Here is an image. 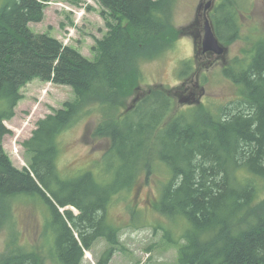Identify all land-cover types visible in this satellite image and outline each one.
<instances>
[{
	"label": "trees",
	"instance_id": "1",
	"mask_svg": "<svg viewBox=\"0 0 264 264\" xmlns=\"http://www.w3.org/2000/svg\"><path fill=\"white\" fill-rule=\"evenodd\" d=\"M49 1L13 0L0 10V229L12 219L14 198L37 196L53 215L62 264H82L84 249L101 238L109 248L98 264H108L124 250L120 230L107 218L109 206L158 160L170 175L159 212L181 216L191 227L181 238L187 243L178 248V264H264V190L259 188L264 182V48L250 67L224 69L243 89L241 100L218 112L209 108L197 119L181 114L162 127L172 107L162 90L138 97L121 115L116 101L125 80L133 75L142 80L139 65L174 47L168 1L98 0L116 24L107 22L95 61L29 28L44 17ZM231 4L226 0L213 17L223 43L236 40L240 30L239 12ZM152 49L158 54L149 56ZM35 77L71 87L77 100L37 123L22 145L28 168L20 170L4 149L11 134L5 123L16 115L23 82ZM86 106L103 109L93 135L110 143L101 158L105 170L69 180L58 167L59 139ZM67 206L80 214H61L59 208ZM38 262L36 253L15 246L0 255V264Z\"/></svg>",
	"mask_w": 264,
	"mask_h": 264
},
{
	"label": "rangeland",
	"instance_id": "2",
	"mask_svg": "<svg viewBox=\"0 0 264 264\" xmlns=\"http://www.w3.org/2000/svg\"><path fill=\"white\" fill-rule=\"evenodd\" d=\"M167 1L171 15L170 38L174 47H167L157 59L139 65L142 80L139 82L135 75L125 80L116 101L121 115L136 105L138 97L162 90L172 99L171 110L162 127L181 114L197 119L198 113L209 108L218 112L232 102L241 100L243 89L240 90L241 87L224 74V66L235 67L236 60L246 59L264 40V0H233L236 10L243 14L239 39L230 42L229 52L224 54L226 64L222 59L206 57L204 62L207 64L210 60L221 62L211 67L200 66L198 71L196 59L200 56L194 51L195 38L189 33L197 1ZM12 2L0 0V10ZM220 4L222 6L223 0ZM219 9L215 13L217 16L221 14ZM78 13L83 15L78 17ZM113 18L98 0H50L44 17L38 22H31L29 28L35 34L57 38L63 45L95 61L97 42L107 35V22L116 24ZM71 30L73 32L70 33ZM157 51L152 49L147 54H158ZM200 62L203 63L201 58ZM202 78L207 83L202 82ZM199 80L200 85L196 87ZM136 87L137 93L133 90ZM20 91L23 97L16 108V115L5 123L11 134L4 139V149L13 165L23 170L28 167V158L22 145L32 137L37 123L53 114L55 109H62L65 103L75 102L77 96L67 85L38 77L23 82ZM191 92L200 98L197 103L191 101ZM88 106L80 111L75 126L59 139L62 151L58 167L69 180L79 179L91 171L101 176L105 170L101 158L110 143L93 135L103 120V109ZM167 170L158 160L153 161L141 172L129 192L114 198L107 218L120 230L118 237L125 250L116 252L108 264H178V248L187 243L181 238L191 227L181 216L173 217L159 212L157 204L170 179ZM259 188L264 190L263 181L259 182ZM263 197L262 192L260 199ZM43 205L37 196L21 195L12 200L13 220L8 221L4 230L0 229V255L6 254L8 247L15 246L36 253L38 264H62L57 256L58 234L53 226V215ZM73 213L80 214L77 210H73ZM61 214L64 212L61 211ZM108 248L106 240L99 239L90 251L85 252L82 264H98Z\"/></svg>",
	"mask_w": 264,
	"mask_h": 264
},
{
	"label": "flooded vegetation",
	"instance_id": "3",
	"mask_svg": "<svg viewBox=\"0 0 264 264\" xmlns=\"http://www.w3.org/2000/svg\"><path fill=\"white\" fill-rule=\"evenodd\" d=\"M196 1H197V6H196V8H194V11L196 12L194 14L195 18H194V21L192 23L193 26H192L189 33H190V35L194 36V38H195V45L193 47L194 51L203 60V63H201L199 57H197V59H196L197 69L199 71L200 66L208 67V65H209L211 67V66H215L221 62V60L219 62L210 60V61H208V64H207L206 62H204V59L206 57L207 58L210 57V58L222 59L226 64L224 54H227L229 52L230 43H228V45L223 44L225 47V52L223 55H217V54L212 53V52H204L203 51L202 41H203V36H204V32H205L206 22L212 21L213 15H215L217 9H219L221 7V4H220L221 0H196ZM193 4H194V1H193ZM213 26H214V24H213ZM213 28H214V31L216 33V36H218L216 28L215 27H213ZM237 37H239V35H237ZM262 48H264V40H262V42L257 44L254 51L250 55L246 56V59L244 58V60H241V59L236 60V68L238 70L240 68L243 70L244 68L250 67L251 64L254 62L258 52H260V50ZM227 67L228 66H224V69H227ZM238 67H240V68H238ZM201 81L204 82L206 80H205V78L204 79L202 78ZM206 83H207V81H206ZM197 85H200V80L197 82L196 87H197ZM190 95H191L190 97H191L192 102L197 103L199 101L200 98L196 97V95H197L196 93L191 92ZM186 101H188V100H186Z\"/></svg>",
	"mask_w": 264,
	"mask_h": 264
},
{
	"label": "water",
	"instance_id": "4",
	"mask_svg": "<svg viewBox=\"0 0 264 264\" xmlns=\"http://www.w3.org/2000/svg\"><path fill=\"white\" fill-rule=\"evenodd\" d=\"M202 47L204 52H212L217 55H223L225 52V48L220 44L212 25L209 22L206 23Z\"/></svg>",
	"mask_w": 264,
	"mask_h": 264
},
{
	"label": "bare ground",
	"instance_id": "5",
	"mask_svg": "<svg viewBox=\"0 0 264 264\" xmlns=\"http://www.w3.org/2000/svg\"><path fill=\"white\" fill-rule=\"evenodd\" d=\"M68 132V131H67ZM49 196V195H48ZM45 208H47L46 206H44ZM73 210H77L75 207H73V206H67V207H64V208H59V211H60V213H61V211L62 212H66V211H71L72 213H73ZM78 211V210H77ZM80 213V212H79ZM74 214V213H73ZM77 237V239H78V241H80L79 240V238H78V235L77 234H75ZM84 251H87L86 249H84Z\"/></svg>",
	"mask_w": 264,
	"mask_h": 264
}]
</instances>
